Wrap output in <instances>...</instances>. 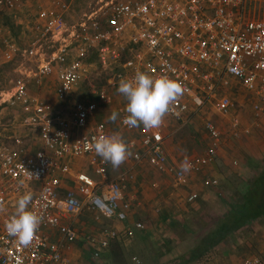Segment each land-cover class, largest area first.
Here are the masks:
<instances>
[{"label":"built area","instance_id":"1","mask_svg":"<svg viewBox=\"0 0 264 264\" xmlns=\"http://www.w3.org/2000/svg\"><path fill=\"white\" fill-rule=\"evenodd\" d=\"M25 1L0 0V10L17 18ZM78 2L49 0L48 6L39 5L31 14L28 45L16 38L2 41L5 62L21 56L32 65L4 103L22 113L21 123L39 135L41 145L29 151V133H15L11 142H0V264H71L70 251L80 239L71 224L76 216L88 210L98 221L125 217L121 212L123 191L134 176L122 173L111 179L110 163L93 147L101 136L117 135L105 122L94 120L98 106L111 103L109 90L104 86L95 91L99 101L78 99L63 114L39 93L48 81L54 82L56 101L68 103L98 67L110 73L108 82L113 87L131 80L137 72L168 77L183 88L168 112L181 121L189 111L187 99L194 97L195 87L214 93L217 86L227 87L229 79L235 78L260 99L255 105L257 117L264 113V19L247 14V0H99L76 24H69L58 9ZM47 44L51 51L45 48ZM32 84L39 90L32 89ZM195 95L194 103L202 106L203 99ZM217 103L223 115L233 108L228 97ZM125 109H120L121 127L127 131L144 128V152L134 153L136 161L147 159L152 168L174 174L184 184L189 172H200L216 160L222 133L213 122L205 125L212 139L206 155L189 160L191 169L184 172L169 165L164 119L156 128H130L123 124ZM238 125L235 120L233 127ZM86 157L101 180L79 172L75 187L63 190L62 176L72 173L71 161ZM28 192L33 196L29 210L40 217V224L32 242L23 246L8 234L5 224L15 213L18 199ZM197 196L195 193L189 200ZM134 228L144 225L137 222ZM121 232L134 235L132 228ZM120 236L118 229H106L101 237L87 236L92 260L101 259ZM243 264H264V258L249 257Z\"/></svg>","mask_w":264,"mask_h":264},{"label":"crops","instance_id":"2","mask_svg":"<svg viewBox=\"0 0 264 264\" xmlns=\"http://www.w3.org/2000/svg\"><path fill=\"white\" fill-rule=\"evenodd\" d=\"M250 1L251 0H247L248 8L251 2L254 1L255 3H257L258 0H252L251 2ZM48 4H49V0H26L23 9L20 10V13L18 14L17 18H13L10 12L6 13L0 10L1 14L3 12V15L0 16V37L3 39L4 38L17 39L19 37H22L23 31L29 30L28 27H30L31 25V24L29 25L28 23L26 24V21L23 20L22 17L25 16V13H28V11H30L31 13L34 12L35 6H39V5L48 6ZM32 8H34V10H32ZM255 18L264 19V17H255ZM5 22H8L9 25L5 24ZM18 26L20 27V32L15 31L18 28ZM28 34L30 35V37H32V32ZM3 39H0L1 45ZM1 45H0L1 48L0 52L2 56L3 46ZM229 80L231 81L229 86L227 87L217 86L214 93H208L202 90L200 87H195L194 92L195 94L200 95V97L203 99V105L197 106L194 103L193 99L196 96L195 94L194 97H189L187 99V102L189 104V111L187 112L184 120L178 121L172 118L171 116H169L168 114H166V116L164 117L165 125L163 127V132L166 138L165 153L167 154L169 165L174 166L178 169H181L180 166L186 158L189 161L191 159H195L196 157L206 155L212 143V139L205 128L207 122L210 121L213 122L220 129L222 133L221 145L216 160L210 164L203 166L200 172H195V171L189 172L187 174V182L184 184H180L179 182H177L176 176L174 174L160 173L155 168H152L150 164L147 162V159H143L141 162H139L133 158V155L136 151L144 152V147L142 145V139L144 138L143 137L144 128L140 127L135 131H127L121 127L120 109L127 105V100L125 97L119 96V92L117 90H116L117 91L116 94L113 95V93H111L109 89V94L111 96L112 101L111 103H103L98 106L95 117H97L99 121H97L96 118H94V120L97 122H105L103 120L105 119V116L100 114L101 113L103 114V112L105 113L106 107L112 106L114 102L119 104L117 111L119 114L118 115L119 120L117 122V125L116 123L111 124L112 126L111 128L106 122L105 123L112 131H114L117 134V136L122 138L123 141L127 139L126 144L129 146V152H130V155L128 156L130 157V162H127L126 160L127 164L125 163L126 165L125 170L122 171V168L124 167V163H122L119 167H115V168L110 164L108 168L109 176L111 179H117L122 173H129L133 175L134 178L128 182L127 186L124 188L123 191L124 200L122 202L121 212L125 214L124 218L112 219V220L102 218L100 221H98L96 220L93 212L84 210L80 215L76 216L72 220L71 224L74 225V227L77 229L78 232H79V227L83 229H87V231L86 232L82 231V233L79 232L80 239L78 240L77 243H75V246L72 247L69 254V257L71 258V264H81L80 261H82V258L86 255L90 259L87 264H93V260H92L93 249L90 246H88V244L85 241V238L89 235H95L97 237H101L106 229H118L122 235L117 240L111 243V247L109 248L108 251L104 252V254L106 252H108V254H111L113 256L114 261H115V257H114L115 255H113V249L115 247L122 245V247H124L125 250L129 249L130 243L135 242L137 237H141L142 239H144L146 243H152V240L156 237L157 229H159L163 223L169 226L170 230L168 231L167 234L157 237V241H155L154 243H165V245L167 246V243H171L169 241H172L170 246H172V244L174 243H177L176 246H178L179 243L181 244L183 242H186L188 238H193L192 236H190L193 233L192 230H190L189 233L185 231V227L187 228L189 225V219H186L184 217H183L184 219L181 218L176 219V216L172 215L171 212L169 213L170 214L169 215L167 211L164 210V208L167 207L171 203V201H176L177 204L175 206L182 207V209H177L181 211L180 214L181 217L184 214H187V218L190 217V215L188 214L189 212L195 214V216H200L199 214L200 210H195V209H203L201 211L204 212L203 213L204 217L211 215L213 208H211L209 204L205 201V199H209L207 197L210 196V194L206 192L209 191V188L205 187V184L211 181L210 178L212 179L216 178L215 180L216 184L214 185L212 190L217 191L219 187L222 188V184L225 182V175H228V177H230L229 175H231L228 172L226 173L224 171V163H226V159H223L220 155L221 152L223 151L222 150L223 145L229 144V147L233 154H235L238 151L240 145H242L243 147L245 146L244 148L247 150V145H245V143L241 142L240 140L242 136L249 135L255 127L257 128L264 125V113H262L260 117H257L255 111V105L256 103L260 102V99L254 93L247 90L239 80L235 78H230ZM47 83L49 85V81ZM52 83L54 84V82ZM31 88L32 89L36 88L35 90H39L37 86L34 84L31 85ZM39 93L41 94V90ZM115 96L118 97L116 98ZM223 97H228L233 105L232 106L233 108L228 115H223L217 107L218 100ZM48 99L50 100V98ZM95 100L99 101L98 97ZM249 103H250V108H248L247 106V104ZM206 109H210V113L212 110V112L216 113V115L218 114L219 117L226 119L224 120L225 122L217 123L210 117L205 116L204 111L206 112ZM249 110L251 115L249 120L250 123L247 122L246 120V117H248ZM210 113L208 112V115H210ZM235 120L239 121V125L237 128L233 127V122ZM197 123H199V125L200 124L202 125L206 134L204 133L202 127H199ZM224 124H226V127ZM186 126H188V128H186ZM190 126H192V129L188 130ZM258 131L262 135H264V130H258ZM36 136L37 137L35 139L36 140L35 145L34 146L31 145L32 148L29 149V151H32V149L34 151V149L37 146L41 145L39 135L36 134ZM175 139H177L176 140L177 144L174 145V143L172 142H174ZM262 139L264 140V138ZM132 143L134 144L133 147H131ZM248 148L251 149L252 145L249 144ZM173 151H176L177 156H171V153ZM244 159H245L244 157L239 158V160L243 162L242 166L244 172L248 170L249 173L251 171L252 168L251 164L253 162H251V164L248 165V162H246ZM260 163H264V161H261ZM141 165L144 167L142 168ZM71 168H72L71 174L65 176H62L60 174L64 180L63 190L75 187V178L77 173L79 172H85L87 174H90L97 181L101 180L100 176L94 172V169L88 157L72 160ZM213 168L214 171L212 173L211 170ZM149 172L155 175L154 180H152V182H149L147 180L148 179L147 176ZM251 176L252 173L249 174V178ZM168 178L171 179L170 182L168 181ZM249 178L245 177L243 179L247 181ZM195 193L198 195L197 198L194 199L193 201H190L189 198ZM200 194H202L203 197H200L201 196ZM221 194H223L222 191L219 193V196ZM195 201H199V202L195 204L194 203ZM203 206H205L206 208H202ZM152 207H155L157 209L158 212L157 216L155 211L151 209ZM205 209L211 211L207 213L208 210L206 211ZM225 211L226 208L223 206V209L219 210V213H224ZM92 221L94 224L96 223L98 225H101L103 228L97 229L92 224ZM137 222L143 223L144 228H140V229L134 228ZM111 223H115V226H110ZM174 226L176 227L178 226L176 228V231H178L179 227H181L183 232H180L179 230V232H177L178 233L177 236L173 228ZM254 226L256 227L255 230H257V232L256 231L253 232L252 228H244L239 233L231 235L223 243H220L209 253V257L206 258V262L203 260L201 261L199 260L188 264H208L209 260L211 264H214V262L215 264H243V261L249 257L264 258V221L262 222L257 221L256 224H254ZM126 228L127 229L132 228L134 230V235L133 236L124 235V232L121 231H125ZM186 237L188 238L186 239ZM112 247L114 248L112 249ZM171 250L169 252H171ZM168 253L163 255V257L166 256ZM187 255H182V256L184 257ZM133 258L137 260V257H133ZM157 259L160 260V258Z\"/></svg>","mask_w":264,"mask_h":264},{"label":"rangeland","instance_id":"3","mask_svg":"<svg viewBox=\"0 0 264 264\" xmlns=\"http://www.w3.org/2000/svg\"><path fill=\"white\" fill-rule=\"evenodd\" d=\"M98 1L99 0H79L78 3L72 5V7L68 8V9H58V10L60 13H63V16L69 22V24H76L78 22V20L82 17L83 13L88 12V11L92 10L94 7H96ZM38 7L39 6L34 7L35 11H37ZM34 8H32V10H34ZM31 14L32 13L30 11H28V13H25V16L22 17L23 20L26 21V24L31 23L30 22L31 21ZM247 14H249L251 17H264V0H258L257 3H255L254 1L251 2L249 4ZM2 15H3V12H2V14L0 13V16H2ZM5 24L9 25L8 22H5ZM15 31L20 32V27L18 26V28ZM28 33H31L30 30H24L22 33L23 36L16 39L17 42L21 43L25 46L28 45V43L30 41V35ZM0 39H3V38L0 37ZM49 46H51V45L47 44V46L45 48L47 50L51 51L52 47H49ZM0 50H1V48H0ZM4 59L5 58L1 56V52H0V142H5V143L11 142L12 141L11 137L15 133H19V134L20 133H22V134L29 133V143H30V145L34 146L35 142H36L35 139L37 136H36V134H32L31 133L32 131H30V129H28L26 126H24L23 123H21L22 122V113L18 109L9 105L8 103L7 104L4 103V100L8 99V97H10V95L14 91L15 84H16L17 80L20 77L24 76L25 70H29L30 66H32V65H30L31 63L27 60V58L21 57V56L15 62H5ZM109 74L110 73H107L106 71H103L100 67H98V69L95 70V72H94L93 76L90 78V80H88L87 82H84L80 85L79 89L74 93V96L68 101V103H58L56 101L55 88H54L55 86L52 82H49V85H48V83H46L45 86L42 87L41 95L44 98H47V99L50 98V101H52L55 104L57 111L60 110L63 114H68L70 111L69 108L73 107L74 103L78 99L87 100V101H93V100L97 101V100H95L97 98L95 91H97L98 89H100L104 86H106V88L108 90L110 89V91H111V93H113V95L116 94V92L118 91V87L110 86V84L108 82V78L110 77ZM48 89H50V90H48ZM46 93H47V96H46ZM119 96H123V95L119 93ZM115 97L117 98L118 96H115ZM118 106H119V104L114 102V104L112 106L106 107L105 113L103 112V114L102 113L100 114V115L105 116V119H103V120L111 128H112L111 124L116 123V125H117V122L119 120V117L117 118V120L115 122L110 120L111 114L113 112L118 111ZM247 106H248V108H250V103L247 104ZM208 112L210 113V109H206V112L204 111V115L207 117H210L211 119H213L217 123H222V122L224 123L225 122L224 120H226V119L219 117L218 114L216 115V113H213L212 110H211L210 115H208ZM250 116L251 115H250V110H249L248 111V117H246V120L249 123H250V121H249ZM95 118L97 121H99V119L97 117H95ZM216 118L218 119L219 122L217 121ZM197 125H199V123H197ZM224 125L226 127V124H224ZM199 127H202V125L200 124ZM263 127H264V125H262L261 127H257V128L255 127L249 135L242 136V138L240 140H241V142H244L245 145H247V150L244 148L245 146L243 147L242 145H240L239 146L240 148L238 149V151L235 154H233L230 147H229V144L223 145V148H222L223 151L221 152L220 155L223 159H226V163H224V171L226 173L228 172L231 175L232 174L239 175L240 177H242V179L245 177L249 178V174L253 173L254 171L251 168V171L249 173H248V170H246L247 172L246 171L244 172L243 166H242L243 162L241 160H239V158L244 157L245 158L244 160L246 162H248V165L251 164V162L255 163V162L264 161V140L262 139V138H264V135H262L258 131V130H264ZM186 128H188V126H186ZM190 129H192V126H190V128L188 130H190ZM202 129H203V127H202ZM203 131H204V129H203ZM204 133L206 134L205 131H204ZM126 140L124 141L125 143H127ZM176 140L177 139H175V141L172 142V143H174V145L177 144ZM249 144L252 145L251 149L248 148ZM175 147H177V146H175ZM257 147H259V148H257ZM171 156H177L176 151H173L171 153ZM126 160H127V162H130V157H128ZM126 160L124 162V167L122 168V171L125 170V167H126L125 163L127 164ZM143 167L144 166H142V168ZM211 171L213 173L214 168ZM147 177H148L147 180L149 182H152V180H154L155 175L152 174L151 172H149ZM170 180L171 179L168 178L169 182H170ZM210 180L211 181H209L205 184V187L209 188V191H206V192L208 194H210V196L207 197L209 199H205V201L209 204V206L211 208H213L211 214H219V210L223 209V205L221 204L222 201L220 199L219 193L222 191L223 195L226 198H228V200H231V198H230L231 197V191L229 190V188H223V187L222 188L219 187L217 191L212 190V188L216 184V182H215L216 178H214V179L210 178ZM221 184H222V181H221ZM150 185H151V183H150ZM200 195H201L200 197H203L202 194H200ZM176 204H177L176 201H171V203L167 207H165L164 210H166L168 214L171 212L172 215L176 216V219L177 218L178 219H180V218L181 219H184V218L189 219V225L187 228L185 227V231L187 233H189V231L192 230L193 233L190 236H192L193 238L186 237V239L188 238V240H186V242H183L181 244L179 243L178 246H176L177 243L172 244L173 248H172V246H170V248H172V250H171L172 253L169 252L166 256L160 258V260H159V259H157V253L162 249V246L165 245V243H154V242L157 241V237L163 236L164 234H167L168 231L170 230V227L163 223L162 226L159 229H157L156 237L152 240V243H146L144 241V239H142L141 237H137L135 242L130 243L129 249H126L123 252V255L127 259V261H129V259H130L131 264H188L187 263V261H188L187 260L188 259L187 253L195 246L196 242L198 241V237H200L203 234L206 226L203 223V219L200 216H195V214H192L191 212L188 213L190 215V217L187 218V214H184L181 217L180 216L181 211H179L177 209H182V207H176L175 206ZM202 208H206V207L203 206ZM151 209H153L155 211L156 216H157V213H158L157 209L155 207H152ZM205 210L207 211L208 209H205ZM209 211H211V210H208L207 213H209ZM207 217H212V215H208ZM92 224L97 229L103 228L101 225H98L96 223L94 224L93 221H92ZM110 226H115V223H111ZM82 231L86 232L87 229H83V228L79 227V232L82 233ZM185 236H187V235H185ZM185 236H182V237H185ZM182 255H187V256L183 257ZM133 257H137V260H135ZM89 260H90L89 257L86 255L82 258V261H80V262H81V264H87L89 262ZM203 261L206 262V259ZM93 264H121V262L120 261L118 263L115 262L113 259V256L111 254H108V252H106L105 254H103L101 259H99L97 261H93ZM208 264H211L210 260L208 261ZM214 264H215V262H214Z\"/></svg>","mask_w":264,"mask_h":264},{"label":"clouds","instance_id":"4","mask_svg":"<svg viewBox=\"0 0 264 264\" xmlns=\"http://www.w3.org/2000/svg\"><path fill=\"white\" fill-rule=\"evenodd\" d=\"M118 92L126 100V113L123 124L130 127L152 129L159 127L170 111V106L183 94L182 85L168 77L153 78L152 76L137 72L131 80H122ZM118 113L113 112L110 120L115 122ZM96 154L114 168L119 167L130 155L129 146L117 135L101 136L93 143ZM181 169L188 172L191 164L186 158ZM33 196L30 192L20 197L15 206V213L5 224L10 236L17 239L23 246H28L39 227L40 217L29 210Z\"/></svg>","mask_w":264,"mask_h":264},{"label":"trees","instance_id":"5","mask_svg":"<svg viewBox=\"0 0 264 264\" xmlns=\"http://www.w3.org/2000/svg\"><path fill=\"white\" fill-rule=\"evenodd\" d=\"M251 166L254 172L247 181L236 174L229 175L230 177L225 175V182L222 187L229 188L231 200H228L223 194L220 195L222 204L226 208L224 213L211 214L212 217H203L204 212L201 211L203 209H195L200 210L199 214L206 228L203 234L198 237L195 246L189 251L187 263L205 260L215 247L244 228H252L253 232H257L254 224L257 221H264V163L255 162ZM197 202L194 203L197 204ZM177 227L174 226L173 228L178 236L177 232L179 230L183 232V230L179 227V230L176 231ZM169 242L172 243V241ZM171 243H167V246L162 247L160 252L157 253V258H162L171 250ZM124 250L125 248L122 245L113 249L115 262L120 261L121 264H131L124 257Z\"/></svg>","mask_w":264,"mask_h":264}]
</instances>
